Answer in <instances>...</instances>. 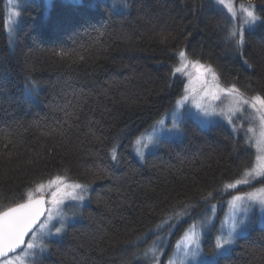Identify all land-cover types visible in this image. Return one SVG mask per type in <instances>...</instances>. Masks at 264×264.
Returning <instances> with one entry per match:
<instances>
[{"label":"trees","instance_id":"1","mask_svg":"<svg viewBox=\"0 0 264 264\" xmlns=\"http://www.w3.org/2000/svg\"><path fill=\"white\" fill-rule=\"evenodd\" d=\"M124 1L117 11L108 0H25L10 39L0 0V208L55 175L91 186L77 218L33 264H149L145 249L174 225L164 264L190 221L228 197L217 190L254 160L225 124L204 128L191 117L143 161L132 149L182 93V77L171 75L181 48L211 64L224 86L264 94V0H251L262 19L245 31L242 51L222 41L225 13L212 0ZM177 210L187 215L156 228ZM214 235L203 238L207 255ZM216 261L264 264V224Z\"/></svg>","mask_w":264,"mask_h":264},{"label":"snow or ice","instance_id":"2","mask_svg":"<svg viewBox=\"0 0 264 264\" xmlns=\"http://www.w3.org/2000/svg\"><path fill=\"white\" fill-rule=\"evenodd\" d=\"M13 2L14 0H9L10 4ZM214 3L221 11H226L233 21L240 20L239 25L234 24L228 30L226 39L234 43L237 50L242 51L245 44V31L262 19L256 14L255 5L251 0L247 3L241 2L239 5L235 0H214ZM123 6L127 7V3L124 2ZM19 15L20 12L15 8L9 9V16L6 17L4 26L10 34L13 31L12 25L15 23L12 18ZM175 55L178 63L172 67L171 75L175 77L180 74L187 78V82L184 84L183 95L176 101L172 114V127L167 130L169 132L178 130L177 119L185 115L180 112V109L189 103L205 123H214L215 121L211 118L219 117L232 125L234 132L237 131L234 119L237 114L246 110L250 111L251 123L245 130V144L255 150L254 160L250 167L243 169L238 178L223 183L222 188L217 191L229 192L241 185L251 187L253 181L258 179L264 185V94L248 95L235 83L229 86L222 85L216 69L211 64L190 59L183 48ZM244 64L249 68L252 67L247 60H244ZM222 97L229 98L227 107L216 105L215 102L220 101ZM156 123L163 129V120ZM134 143L137 155L143 159L144 149L155 141L151 135H142ZM110 155L113 161L119 162L116 146L112 147ZM88 188V184L69 181L65 176L55 175L45 182L37 183L34 189L26 192L20 202L0 208V264H33V260L27 258H34L37 250L43 253L47 249L45 241L50 237L60 236L64 232L66 222L70 219L65 208L68 206L78 208L86 200ZM46 190L49 192L47 198L44 195ZM212 197L213 193L209 192L201 199L208 200ZM255 205L264 211V186L253 187L251 191L231 196L228 201L229 211L221 222L219 230L221 234L214 240L215 251L212 253L214 259L202 260L200 264H218L215 257L223 255L228 246L235 242L238 230L242 231L246 227L244 219L240 218L239 214L249 212ZM190 207L193 206L183 205V209ZM215 211L216 205L211 204L209 212L215 213ZM186 215L185 211L177 210L171 216H166L156 228L161 229L170 220H179ZM56 223L59 226H56ZM212 224L211 214L193 220L176 241L173 255L168 259L167 264H195L202 256V235ZM161 241L162 238L158 237L145 249L143 257L149 261V264H161L160 254L164 251L159 247Z\"/></svg>","mask_w":264,"mask_h":264},{"label":"rangeland","instance_id":"3","mask_svg":"<svg viewBox=\"0 0 264 264\" xmlns=\"http://www.w3.org/2000/svg\"><path fill=\"white\" fill-rule=\"evenodd\" d=\"M23 1L25 0H14L13 3H9V0H4V4H5V12H6V17L9 16V9L10 8H15L17 11H19L20 9V6L21 4L23 3ZM46 4H49L51 0H44ZM66 1H72V2H81L82 0H66ZM213 3H214V0H212ZM108 2H110V4L113 6V8L117 11H122L124 10L126 7L123 6V3L125 2L124 0H108ZM236 4L239 5L241 2L243 3H247L248 1L246 0H235ZM253 3V2H252ZM254 4V3H253ZM215 6H217L215 3H214ZM255 5V4H254ZM218 7V6H217ZM218 9H220L218 7ZM255 11H256V5H255ZM225 13V21L227 23V33H228V30L235 24V25H239L240 24V20L237 19L235 21H233L226 13V11H223ZM257 14V12H256ZM5 17V19H6ZM15 23L12 25V28H13V31L11 32V34L7 32V34L9 35L10 39L11 37L13 36L14 34V30L18 24V21H19V16L18 17H13L12 18ZM258 23V22H257ZM256 23V24H257ZM255 24V25H256ZM251 26L250 28H248L247 30H251L252 28H254V26ZM246 30V31H247ZM227 36V35H226ZM223 42L225 41H229L225 38L222 39ZM230 43H232L231 41H229ZM233 45H235L234 43H232ZM190 58V57H189ZM191 59V58H190ZM178 63V61H177ZM202 63V62H201ZM190 70V69H189ZM178 76H181L180 74H177ZM182 79H183V82L184 84L187 82V78L186 77H183L181 76ZM222 84V83H221ZM223 85V84H222ZM184 88V86H183ZM183 95V90H182V93L181 95L178 97V99ZM177 99V100H178ZM176 100V101H177ZM176 101L174 103V105L172 106V108L167 112L165 113L160 119H158L157 121L159 120H163L164 121V127L163 129L160 128V125H158L156 122L153 123L147 130H145L143 133H141L137 138H140L142 135L144 136H148V135H151L153 137V140L155 141V143L149 145L148 148L144 149V155H143V159L145 158V156L148 154V153H151V152H154L159 144L161 143V141L163 140H172V139H178L180 136H181V124L182 122L184 121V119H186V117H191L193 119H195L202 127L204 128H207L215 123H223L225 124L235 135H239L242 137V139L244 140L245 142V130L249 127L250 123H251V118H250V111L246 110L245 112L243 113H238L237 116L234 118L235 119V124L237 125V131L234 132L233 131V127L232 125H229L226 121L222 120L221 118L219 117H213L211 118L212 120H214L215 122L214 123H205L203 121V118L199 116V114L197 113L196 109L194 107L191 106V104H186L185 106H183L181 109H180V112L184 113L185 115L182 117V118H178L177 119V123L179 125V128L178 130H173L172 132H169L167 129L171 128L172 127V123H173V118H172V114H173V111L175 110V104H176ZM217 106L219 107H227L229 105V98L227 97H222V99L220 101H216L215 102ZM154 129H157L156 131H154ZM135 139V140H136ZM134 140V141H135ZM253 149V148H252ZM133 153L136 157V159L138 161H143V159L140 158V156L137 155L136 153V145L135 143L133 142ZM254 150V149H253ZM254 153H255V150H254ZM255 157V156H254ZM261 186H264L262 185V183L260 182V180H256V181H253L252 183V186H247V185H241V186H238V188L236 190H230L229 192H224L222 194H229L228 197H226L224 200H222L221 202H217V203H210L206 206H204V208L198 213L197 216H195L189 224H191L193 222V220H198V219H201L202 217H204L205 215L207 214H211L213 216V224L209 226L208 230H206L204 232V234L202 235V239H201V248H202V256L199 257L197 259V261L195 262V264H199L202 260H208V261H212L214 258L211 255H207L204 253L203 251V246H202V243H203V238L205 236V234H207L209 231H211L212 229H215V235H214V240H215V237L220 233V229H221V222L225 219V216L226 214L228 213L229 211V206H228V201L231 199V196L232 195H236V194H242L244 192H248V191H251L253 187L255 188H259ZM91 189V186L89 185V188H88V195H87V198L86 200L78 207V208H74L72 206H68L65 208V211L67 212L68 216L70 217V219L67 220L66 224L69 223V222H72L73 220H75L78 216V213H79V210L81 209V207L88 201V198H89V190ZM38 195V194H37ZM45 197L47 198L48 195H49V192L46 190L45 193H44ZM67 203V202H66ZM211 204H215L216 205V211L215 213H210L209 210H210V205ZM75 213V214H73ZM240 218H243L244 221H245V224H246V227L243 228L242 231H239L238 230V235H236L235 237V242L228 246V249L225 251L224 254L228 253L229 250L234 246V244L236 243V240L245 235L250 227L253 225V223L257 224V225H263L264 224V211H262L260 209V207L258 205H255L253 206V208L247 212V213H240L239 214ZM188 224V226H189ZM56 226H59L58 223H56ZM167 226V224L161 228L160 230H164L165 227ZM187 226V227H188ZM186 227V228H187ZM214 227V228H213ZM185 228V229H186ZM173 229H174V225L171 226V228L167 229L165 232L168 233L166 235H160L158 237L162 238V241H161V244L159 245V247L163 248L164 252H166V249H167V245H168V241H169V234L171 232H173ZM184 229V230H185ZM159 230V231H160ZM183 233V232H182ZM181 233V235H182ZM180 235V236H181ZM180 236L177 238V240L180 238ZM59 236H53V237H50L49 239H56L58 238ZM156 237L153 241H156L157 238ZM47 239V240H49ZM176 240V241H177ZM153 241L152 243L149 245L151 246L153 244ZM176 241L174 242L173 246L171 247V250L170 252L168 253L167 257H166V260H165V263L164 264H167V261L170 257H172L173 255V252H174V246L176 244ZM213 245H214V242H213ZM148 246V247H149ZM214 247V246H213ZM215 251V249H214ZM45 252V251H44ZM43 252V253H44ZM163 253L160 254V259L161 257L163 256ZM40 254L39 250H37V255L32 258V257H29L27 258L28 260H34L36 257H38ZM221 256V255H220ZM218 256V257H220ZM218 257H215V260H217Z\"/></svg>","mask_w":264,"mask_h":264},{"label":"water","instance_id":"4","mask_svg":"<svg viewBox=\"0 0 264 264\" xmlns=\"http://www.w3.org/2000/svg\"><path fill=\"white\" fill-rule=\"evenodd\" d=\"M46 198V197H45Z\"/></svg>","mask_w":264,"mask_h":264}]
</instances>
